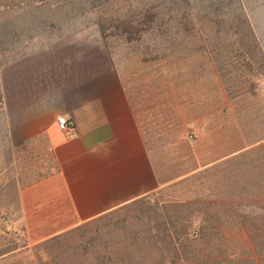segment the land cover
I'll use <instances>...</instances> for the list:
<instances>
[{"label":"rangeland","instance_id":"374dc122","mask_svg":"<svg viewBox=\"0 0 264 264\" xmlns=\"http://www.w3.org/2000/svg\"><path fill=\"white\" fill-rule=\"evenodd\" d=\"M157 3L0 0V30L22 24L8 13L37 15L29 24L49 44L73 41L81 57L94 55L97 74L119 80L169 182L31 243L10 224L9 208L49 165L39 150H0V264H264V66L254 47L264 56V0H170V17L187 11L188 29L171 23L166 36L129 41L103 20L122 16L123 4Z\"/></svg>","mask_w":264,"mask_h":264},{"label":"crops","instance_id":"0c3cea01","mask_svg":"<svg viewBox=\"0 0 264 264\" xmlns=\"http://www.w3.org/2000/svg\"><path fill=\"white\" fill-rule=\"evenodd\" d=\"M5 16L22 24L0 30V150H39L40 164L49 165L19 189L12 227L40 243L165 187L159 147L147 141L119 80L97 74L94 55L81 57L73 41L49 44L29 24L37 15ZM63 115L67 131L57 125Z\"/></svg>","mask_w":264,"mask_h":264},{"label":"trees","instance_id":"16d2710c","mask_svg":"<svg viewBox=\"0 0 264 264\" xmlns=\"http://www.w3.org/2000/svg\"><path fill=\"white\" fill-rule=\"evenodd\" d=\"M170 0H159L156 5H150L145 8H139V6L126 9L125 5L118 6L117 13L121 15H115L104 18L103 20L112 23V27L115 29V35L117 37L133 40L136 37L140 38L147 32H155L157 35H167L169 29H171V23L176 26L179 32H185L188 29V18L187 11L182 12L181 16L176 19L170 17V7L168 6ZM185 4V0H182ZM141 5V4H140ZM152 10V11H151ZM174 22H173V21ZM102 25V24H100ZM102 33L105 32V28L100 26ZM137 41V40H135ZM254 47L258 54H260L264 66V56L258 48L257 44Z\"/></svg>","mask_w":264,"mask_h":264},{"label":"built area","instance_id":"2783aa9c","mask_svg":"<svg viewBox=\"0 0 264 264\" xmlns=\"http://www.w3.org/2000/svg\"><path fill=\"white\" fill-rule=\"evenodd\" d=\"M58 128L61 131H67L68 127L71 125L69 117L67 115H63L57 119Z\"/></svg>","mask_w":264,"mask_h":264}]
</instances>
